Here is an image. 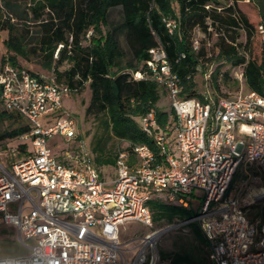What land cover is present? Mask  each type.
<instances>
[{
    "label": "built area",
    "instance_id": "obj_1",
    "mask_svg": "<svg viewBox=\"0 0 264 264\" xmlns=\"http://www.w3.org/2000/svg\"><path fill=\"white\" fill-rule=\"evenodd\" d=\"M166 24L173 32L178 22L169 18ZM259 31L264 34V24ZM150 54L147 72L165 88L177 116L174 142L153 111L143 115L142 128L153 136L162 159L148 144H130L131 152L119 151L110 181L64 107L70 87L53 73L10 62L1 66L0 110L24 116L30 124L18 136L26 150L0 143L7 153L21 156L10 168L0 161V237L13 225L24 249L0 257V264H155L149 248L165 228L145 235L131 257L123 248L120 224L133 219L152 228L147 201L153 195L162 193L169 202L189 207L194 206L190 195L198 192L203 200L197 214L184 222L200 226L209 263L264 264V186L243 197L244 206L231 196L240 168L247 175L244 167L255 164L264 176V96L249 90L215 98L208 68L202 98L182 97L180 77L164 47L151 48ZM144 77L145 72H134V78ZM49 114L56 116L50 120ZM54 135L70 145L55 152L49 143ZM257 203L261 208L251 212Z\"/></svg>",
    "mask_w": 264,
    "mask_h": 264
},
{
    "label": "trees",
    "instance_id": "obj_2",
    "mask_svg": "<svg viewBox=\"0 0 264 264\" xmlns=\"http://www.w3.org/2000/svg\"><path fill=\"white\" fill-rule=\"evenodd\" d=\"M250 5L254 10L249 13ZM31 6L34 16L40 20V49L45 66L53 69L58 81L67 84L72 93L82 92L86 84L91 90L85 115L93 116L98 122L90 145L103 178V168L114 167L116 170L119 151L131 152L130 144H148L159 160L162 159L153 136L142 128L143 115L153 111L158 124L167 131L170 142H174L176 113L159 104L162 92H167L146 69L151 48L162 45L166 50L173 70L180 77L182 97L202 98L206 85L200 88L195 76L208 68L212 69L208 86L215 98L231 97L249 90L264 96V34L259 31V25L264 24V0H31ZM117 6L123 8L122 28L131 59L127 58L120 43L119 28L110 26V12ZM169 18L178 22L173 32L166 24ZM198 27L205 35L201 42L195 35ZM0 28L9 31L4 40L8 50L25 55V48L14 34V25L0 21ZM243 33L245 40L241 41ZM215 35L217 39L212 43ZM195 40H198L197 48ZM7 62L20 66L16 55H3L0 68ZM65 62L70 63L69 68L61 70L60 66ZM225 65L230 67L225 69ZM240 67L247 88L236 93L225 91L227 84H239L232 70ZM137 70L145 72V77L134 78ZM20 118L14 112L0 110V123ZM28 129V125H22L0 131V143L17 138ZM80 135L88 137L89 134L80 132ZM115 139L126 141L118 152L112 146ZM26 146V143H18L21 150H26ZM147 204L154 223L173 224L197 214L194 206L169 202L162 193L153 195ZM188 225L201 246L206 248L207 241L198 223L192 221ZM161 258L169 259L172 264L209 262L207 248L206 256L196 250H180L164 253Z\"/></svg>",
    "mask_w": 264,
    "mask_h": 264
},
{
    "label": "rangeland",
    "instance_id": "obj_3",
    "mask_svg": "<svg viewBox=\"0 0 264 264\" xmlns=\"http://www.w3.org/2000/svg\"><path fill=\"white\" fill-rule=\"evenodd\" d=\"M174 6L177 8L176 3ZM122 6H117L112 8L110 12L109 22L110 26L118 27V37L120 43L124 50L127 52V58L131 59L132 55L130 48L125 38V33L122 28V23L124 20ZM254 7L250 5L248 12H252ZM46 16V15H45ZM0 21L5 23L10 22L14 25V34L20 39L23 47L25 48V55L17 54L12 50H8L4 43V40L8 38V29L0 28V61L3 55H16L18 65L27 68L33 72H39L44 74H51L53 69L47 68L44 64L45 58L42 50L40 49V37H41V25L40 20L37 19L32 10L31 0H0ZM90 35V31L87 33V37ZM196 38L199 42L204 40V32L200 28L195 30ZM212 43L217 39L214 36ZM241 41L245 40L244 33L240 37ZM86 42V41H84ZM61 47V45H59ZM211 47V46H210ZM212 49V47H211ZM57 50L55 52V57ZM70 63L65 62L60 66L61 70L69 68ZM229 65H225L224 68H229ZM232 74L239 84H227L224 87L225 91L236 93L242 89H246L247 85L242 74V67L235 68L232 70ZM196 80L199 82L200 88H205V75L204 72L200 71L195 76ZM91 99V90L86 84L82 92H73L64 98V107L71 113L78 122L79 132L85 134L88 133L87 139H91L92 135L98 129V122L93 116H86L85 110ZM159 104L167 110L171 109L170 98L167 93L162 92V98ZM55 114H49L50 120L55 118ZM30 124L29 120L21 116L19 120L13 121V119H8L0 123V131L7 128L18 127L22 125ZM20 138H11L8 140L7 145L10 147L12 145H18ZM49 143L52 145L55 152L59 153L63 148L70 145L66 142L60 135H54L49 138ZM5 145V144H4ZM126 145L124 140H113L112 146L115 152H118L123 146ZM6 146V145H5ZM20 153L16 152H6L5 149L0 147V161L6 167H11L14 161L20 159ZM249 174H243L242 168L239 169L236 174L234 189L232 190V197L238 196L240 199L239 205L244 206L243 197L253 190H258L264 186V176L259 173L261 170L255 164H249L245 166ZM104 175L106 180H111L114 177L115 168L105 166ZM112 184H106V189H111ZM192 198V203L196 209L202 203L203 197L202 193H194L190 195ZM251 212L260 209L261 203L253 204L249 207ZM165 228V229H164ZM164 229L156 240L154 246L149 248V253L155 254L156 262L155 264H172L169 259L161 258L164 253H173L180 250H196L201 256H206V248L201 246L198 238H196L189 226L184 221H176L173 224H167L165 221L154 223L152 228L144 225L143 223L129 219L120 224V239L123 244V248L128 250L129 255L132 257L140 246V242L145 235L151 233L152 231ZM24 252L23 246L18 238V230L15 226L9 225L5 227L4 233L0 237V257L2 256H13L22 254ZM207 264H210L207 262Z\"/></svg>",
    "mask_w": 264,
    "mask_h": 264
},
{
    "label": "crops",
    "instance_id": "obj_4",
    "mask_svg": "<svg viewBox=\"0 0 264 264\" xmlns=\"http://www.w3.org/2000/svg\"><path fill=\"white\" fill-rule=\"evenodd\" d=\"M115 174H116V170H115ZM115 176V175H114ZM114 177H111L110 179L112 180ZM110 181V180H109Z\"/></svg>",
    "mask_w": 264,
    "mask_h": 264
}]
</instances>
